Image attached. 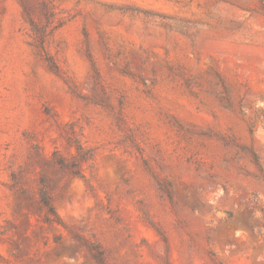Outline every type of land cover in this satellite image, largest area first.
<instances>
[{"label":"rangeland","instance_id":"obj_1","mask_svg":"<svg viewBox=\"0 0 264 264\" xmlns=\"http://www.w3.org/2000/svg\"><path fill=\"white\" fill-rule=\"evenodd\" d=\"M0 264H264V0H0Z\"/></svg>","mask_w":264,"mask_h":264}]
</instances>
